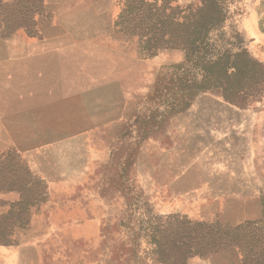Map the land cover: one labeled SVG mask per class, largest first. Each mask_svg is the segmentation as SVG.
Listing matches in <instances>:
<instances>
[{
    "label": "rangeland",
    "instance_id": "1",
    "mask_svg": "<svg viewBox=\"0 0 264 264\" xmlns=\"http://www.w3.org/2000/svg\"><path fill=\"white\" fill-rule=\"evenodd\" d=\"M155 1L164 0H147ZM47 2L8 0L0 18L33 11L35 24L8 34L0 27V41L19 29L26 39L44 40L57 27L70 32L72 43L96 39L127 54L116 58L127 95L118 119L86 124L74 117L82 124L67 128L83 132L23 134L0 125V264H159L148 254L156 227L174 238L173 227L190 229L197 221L238 225L260 218L264 94L255 89L236 104L215 88L167 109L161 96L185 49L140 54L138 35L115 25L119 0H52L51 11ZM228 8L213 39L244 47L264 63V0H231ZM182 264L242 261L236 247H227Z\"/></svg>",
    "mask_w": 264,
    "mask_h": 264
},
{
    "label": "trees",
    "instance_id": "2",
    "mask_svg": "<svg viewBox=\"0 0 264 264\" xmlns=\"http://www.w3.org/2000/svg\"><path fill=\"white\" fill-rule=\"evenodd\" d=\"M27 1L33 5L42 3V0ZM230 2L198 0L197 4L183 7L173 6L167 0L161 4L119 0L120 12L115 25L138 35L140 54L149 57L163 47H181L186 51V60L176 65V72L168 73L161 96L167 109L186 107L198 92L215 88L221 89L226 100L236 104L246 100L255 89L264 94V63L244 47L224 45L213 39V32L222 28L228 19ZM7 3L8 0H0V14H5L3 9L7 11ZM33 14V11L26 13L17 20L1 17L0 27L6 34L19 27L27 28L35 24ZM261 202L262 216L238 225L197 221L190 229L173 227L179 236L174 238L156 227V232L150 234L149 241L154 247L148 254L159 264H182L194 255L206 256L236 247L242 264H264V197Z\"/></svg>",
    "mask_w": 264,
    "mask_h": 264
},
{
    "label": "crops",
    "instance_id": "3",
    "mask_svg": "<svg viewBox=\"0 0 264 264\" xmlns=\"http://www.w3.org/2000/svg\"><path fill=\"white\" fill-rule=\"evenodd\" d=\"M22 30L0 41V125L5 131L83 132L88 129L67 128L82 124L74 117H84L83 123L89 124L122 115L127 94L121 86L122 63L116 58H128L126 53L106 50L92 38L72 43L70 32L62 27L57 32L49 29L44 40L26 39Z\"/></svg>",
    "mask_w": 264,
    "mask_h": 264
}]
</instances>
